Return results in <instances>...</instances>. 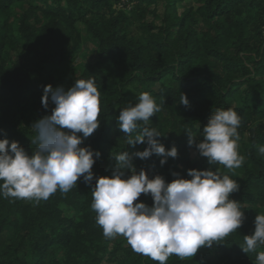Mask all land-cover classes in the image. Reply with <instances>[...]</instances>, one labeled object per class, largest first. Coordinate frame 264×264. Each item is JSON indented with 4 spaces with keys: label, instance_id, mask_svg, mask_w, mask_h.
Masks as SVG:
<instances>
[{
    "label": "trees",
    "instance_id": "16d2710c",
    "mask_svg": "<svg viewBox=\"0 0 264 264\" xmlns=\"http://www.w3.org/2000/svg\"><path fill=\"white\" fill-rule=\"evenodd\" d=\"M148 15L159 22L148 21ZM84 32L98 46L97 61L65 79L49 76L65 62L69 43L82 47ZM92 76L101 91L100 127L81 146L100 153L95 177L111 175L112 154L147 147L128 145L117 118L148 92L158 104L166 102L148 126L161 134L157 139L166 149L175 146L178 156L163 166L156 154L134 158L136 171H154L170 182L173 172L190 178L188 169L212 168L240 186L230 198L242 203L243 225L221 244L202 247L186 260L172 255L166 264H256L264 245L248 254L240 245L254 232L256 215L264 214V154L259 152L264 146V0H0V139L34 152L32 125L54 108L51 101L47 109L42 106L44 86L67 90ZM182 93L187 107L179 103ZM228 108L242 117L244 162L232 171L210 165L188 146L187 133L191 130L198 142L212 113ZM95 182L81 178L67 194L58 190L39 202L0 195V264H159L134 252L123 236L104 237L91 209ZM141 201L153 203L150 195L142 194Z\"/></svg>",
    "mask_w": 264,
    "mask_h": 264
},
{
    "label": "clouds",
    "instance_id": "9594fccd",
    "mask_svg": "<svg viewBox=\"0 0 264 264\" xmlns=\"http://www.w3.org/2000/svg\"><path fill=\"white\" fill-rule=\"evenodd\" d=\"M54 104L50 115L33 123L37 148L31 154L18 141L0 139V195L4 198L47 200L58 190L67 194L77 187L79 179L91 188V209L106 239L123 236L132 250L159 264L169 257L193 258L202 247L212 248L236 232L245 221L241 201L231 199L239 184L228 174L217 170L188 169L184 178L173 172L166 181L156 174L149 177L145 169L136 171L134 158L162 157L163 166L169 157L176 158L175 146L166 149L157 139L161 134L149 127L150 117L162 110L148 92L138 102L122 108L117 118L119 130L127 144H146L143 151H122L113 155L116 168L110 176L95 177L92 171L100 153L83 141L100 127L101 91L94 76L78 79L74 85L43 88L42 106ZM189 106L186 94L180 102ZM242 117L236 109H216L203 127V138L188 130V146H195L210 165H223L232 171L240 168L244 157L239 153V132ZM82 134V135H80ZM135 134V135H133ZM264 154V146L259 147ZM126 171L131 175L126 177ZM150 195L152 205L137 202L141 195ZM254 232L244 236L240 248L246 254L264 245V214H257ZM256 264H264V251L256 254Z\"/></svg>",
    "mask_w": 264,
    "mask_h": 264
},
{
    "label": "rangeland",
    "instance_id": "374dc122",
    "mask_svg": "<svg viewBox=\"0 0 264 264\" xmlns=\"http://www.w3.org/2000/svg\"><path fill=\"white\" fill-rule=\"evenodd\" d=\"M146 19L148 21L155 19L157 22H159V18H157L156 16L154 17L153 15H148ZM98 51L99 49L96 42L93 39H90L87 33L84 32L82 47L77 50L72 43H69L66 48L65 62L63 63V65L54 68V70L50 73L48 72V75L51 76L50 74H52L53 77L59 80L65 79L72 70H79L81 65L94 63L95 61H97ZM166 123L168 126L171 125L168 121H166ZM245 137L248 138L249 135L246 134ZM195 156L196 152L192 150V157L195 158ZM147 172L150 175L155 174L153 173L154 171L148 170Z\"/></svg>",
    "mask_w": 264,
    "mask_h": 264
}]
</instances>
